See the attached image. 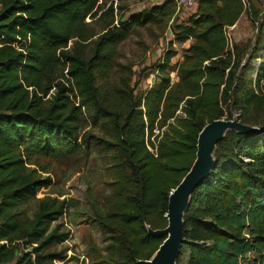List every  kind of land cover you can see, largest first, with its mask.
<instances>
[{"label": "trees", "instance_id": "obj_1", "mask_svg": "<svg viewBox=\"0 0 264 264\" xmlns=\"http://www.w3.org/2000/svg\"><path fill=\"white\" fill-rule=\"evenodd\" d=\"M127 1L0 0V264L66 263L64 253L46 250L68 239L51 225L78 203L48 195L32 216L20 211L54 185L44 160L106 154L108 191L90 196L105 245L90 243L88 256L142 264L164 241L150 231L168 226L170 193L196 160L201 130L234 111L264 127V53L253 85L228 33L245 11L264 29L252 0H198L180 22L173 0L118 19L125 7L115 2ZM172 20L176 40H192L181 62L172 63L178 53L169 48L143 95L132 67L104 82L133 31H166ZM214 156L185 214L177 264L184 255L186 264H264V132L231 130Z\"/></svg>", "mask_w": 264, "mask_h": 264}, {"label": "rangeland", "instance_id": "obj_2", "mask_svg": "<svg viewBox=\"0 0 264 264\" xmlns=\"http://www.w3.org/2000/svg\"><path fill=\"white\" fill-rule=\"evenodd\" d=\"M166 0H129L127 2H115V6L125 7V10L118 11L117 18L122 15L124 21L132 16L142 14L151 10L154 6L162 4ZM255 11L261 12L260 17H264V0H252ZM112 2V0H108ZM193 10L182 9L177 12V19L180 21L188 19L193 14ZM87 18L86 21H91ZM175 23L170 21L166 31L160 27L153 26L137 29L132 32L130 37L122 42L119 46L117 59L114 61L109 75L104 79L107 84L117 82L120 77L128 74L130 67L134 72L132 85L136 94L143 95L157 80V65L162 62L166 51L175 49L177 55L172 59V63L176 64L183 60L184 49L189 47L192 40L179 42L176 40L172 32L171 25ZM260 22H254L248 11H245L237 23L229 28L228 33L231 38L232 46L237 45L243 57L244 73L248 77V81H252L255 85L257 71L262 63L264 53V29H260ZM262 31V32H261ZM173 42L170 45V42ZM71 44V42H70ZM257 46V48H256ZM258 56V57H257ZM141 77V78H140ZM172 81L175 82L177 74L171 72ZM139 79V80H138ZM239 113L233 112V116L237 117ZM233 117V118H234ZM264 119V113L262 114ZM89 125L86 128L87 133L98 135V131ZM85 132V131H84ZM83 132V133H84ZM107 152V150H105ZM106 154H97L94 152L91 156H74L64 157L58 161H47L50 163V172L48 175L53 177L54 185L49 188L42 189L34 198L22 205L20 211L25 216H32L37 208L38 200L48 195L62 196L78 203L72 206L67 212L51 227H57L60 232L69 233L67 240L57 242L50 246L47 252H61L66 255L65 264H99L93 263L88 253L90 251V243L97 244L100 248L105 245L104 235L101 228L94 220H92L91 211V195L102 197L108 191V182L111 181L108 174L105 175V167L108 165ZM64 195V196H63ZM31 251V248H29ZM23 251L20 247L18 256ZM46 253V252H44ZM74 257V258H73ZM186 256L183 257V264H186ZM56 264H62L56 261Z\"/></svg>", "mask_w": 264, "mask_h": 264}, {"label": "water", "instance_id": "obj_3", "mask_svg": "<svg viewBox=\"0 0 264 264\" xmlns=\"http://www.w3.org/2000/svg\"><path fill=\"white\" fill-rule=\"evenodd\" d=\"M214 123L218 134L208 142L203 141L202 133L208 125ZM231 130L261 133L264 132V127L245 124L234 117L232 119H216L201 130L198 138L196 160L180 184L170 193L166 214L168 226L164 229L150 231L156 236L164 237V241L151 259L140 260L142 264H177V257L185 242L184 217L189 208L192 194L211 173L215 164L214 152L216 145ZM220 131L223 133L221 134Z\"/></svg>", "mask_w": 264, "mask_h": 264}, {"label": "built area", "instance_id": "obj_4", "mask_svg": "<svg viewBox=\"0 0 264 264\" xmlns=\"http://www.w3.org/2000/svg\"><path fill=\"white\" fill-rule=\"evenodd\" d=\"M177 5V12L180 10H192L197 6L198 0H173Z\"/></svg>", "mask_w": 264, "mask_h": 264}, {"label": "bare ground", "instance_id": "obj_5", "mask_svg": "<svg viewBox=\"0 0 264 264\" xmlns=\"http://www.w3.org/2000/svg\"><path fill=\"white\" fill-rule=\"evenodd\" d=\"M208 126L206 127V130L202 133L203 141L206 142L210 141L216 134H218V130L216 129L215 123L210 125L209 127ZM220 133L222 134L223 132L220 131ZM169 235H171V233H169Z\"/></svg>", "mask_w": 264, "mask_h": 264}]
</instances>
